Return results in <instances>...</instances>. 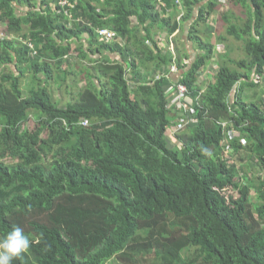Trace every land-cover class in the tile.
<instances>
[{
    "label": "trees",
    "instance_id": "trees-1",
    "mask_svg": "<svg viewBox=\"0 0 264 264\" xmlns=\"http://www.w3.org/2000/svg\"><path fill=\"white\" fill-rule=\"evenodd\" d=\"M69 1L0 0V238L18 226L32 241L12 264H264V84L253 90L264 79V0H232L245 16H218L244 59H227L225 36L212 35L224 55L200 36L219 0L159 10L158 0ZM194 15L200 52L188 65L169 46ZM66 79L68 97L55 96ZM178 84L190 116L167 97Z\"/></svg>",
    "mask_w": 264,
    "mask_h": 264
},
{
    "label": "rangeland",
    "instance_id": "rangeland-1",
    "mask_svg": "<svg viewBox=\"0 0 264 264\" xmlns=\"http://www.w3.org/2000/svg\"><path fill=\"white\" fill-rule=\"evenodd\" d=\"M219 2H220L219 8L216 10V12L212 16H210V18L208 19L207 23L205 25H203V26H205V31L201 35L204 38H207L210 41H214L216 43V51H219V49H220V54L221 55L222 54L224 55L227 52V48H226L225 45L223 46V44L221 42H216L215 37H213L212 35L213 34H220V35L225 36L228 39V43L230 44V46L234 47V49L232 51L227 52V54H226L227 59H228V56L230 58H235V59H244V58H246V53H245V51L243 49H241V47L243 45V41L236 40L231 35L229 36V34L227 33L228 24L223 22L222 20H220L218 18V16H220V15H222L224 13H227V14L232 13V14H234V17H237V18L243 17V16H245V11H244L245 9L241 5L235 4L232 0H219ZM154 3H155V6H156L157 10H159V7L161 6V3L159 1L158 2L154 1ZM168 12L170 14L172 12V10L169 9ZM162 14L165 15L166 13H164L162 11ZM181 15H183V13H180L179 18L181 17ZM240 20H241V18L237 20L238 24L243 23V21H240ZM232 21L235 22L236 19H232ZM1 31H4V30H1ZM180 35L181 34L178 33L177 36H176L178 38V41H175L174 44L172 45V46H174V48H176L178 46L179 47L180 46L181 47L184 46L183 42L180 41ZM19 37L22 38V39H23V37L25 39L29 38V37L23 36V34H21ZM76 45L77 44L73 43V47L76 46ZM221 55L220 56L219 55L216 56L217 60L226 59L225 57H223ZM71 59H74V58L71 57L70 60ZM227 59L225 61L228 62ZM72 62H74V60H72ZM234 68H236V67H234ZM22 69H23L25 74H28V69H27L26 65H23ZM74 76L77 77L78 80L81 79V75L77 71L74 72ZM213 77H214V75H211V77L209 79L212 80ZM209 79L206 78L204 80V79L200 78L199 79V85L200 86L204 85ZM24 81L25 82L28 81V77ZM256 81L260 82L261 81V77H256ZM68 82H69V79H66L65 84H63V86L61 87L60 90L58 89L57 86H55L54 95L57 96L58 93H61L62 98L66 99L68 97V94H67V92L65 91L64 88L66 87V83H68ZM263 84H264V79L262 81V84H261L260 88L259 89H253V90L261 92V90L263 88V86H262ZM170 103H171V101H170ZM186 113H188L189 116L191 115V112L187 111ZM180 121H182V118H180ZM194 122H195V120H193V119H189L188 121H186V123H188L187 126L190 125L191 123H194ZM34 124H35V122L32 119V120L26 122L24 124V126L26 128H32L34 126ZM24 126H23V128H24ZM174 130H176V127H174ZM171 144L172 145H177L178 142H174L173 141V143H171ZM244 157H245V154H244L243 151H241L239 154H234L232 165H237L238 167L241 166L242 165V158H244ZM239 176H240V178H242V177L244 178L245 177L243 172H241L239 174ZM226 193L228 194V193H230V191H227ZM115 262H116L115 260H112V261L107 262V264H116Z\"/></svg>",
    "mask_w": 264,
    "mask_h": 264
},
{
    "label": "crops",
    "instance_id": "crops-1",
    "mask_svg": "<svg viewBox=\"0 0 264 264\" xmlns=\"http://www.w3.org/2000/svg\"><path fill=\"white\" fill-rule=\"evenodd\" d=\"M184 12V11H183ZM178 19V17H177ZM180 25H179V29L172 35V38H171V41H170V46L169 48L170 49H175L174 46H172L174 44L175 41H178V38L176 37L178 33H180V41L183 42L184 46L183 47H179L180 48V55L181 57L183 58L184 60V63L185 64H188V65H192V63L194 62V60L196 59V57L198 56L200 50L198 49V46H197V43L196 41L194 40V38H190L189 37V32H190V29H191V25L194 23L195 21V15L192 17L191 20H188V21H184L182 22V20H180ZM204 25V24H203ZM201 25V27H205ZM202 34V33H201ZM200 34L201 37H203L202 35ZM167 35L165 34H158V36H156V38H154V40L157 42H159V44L162 46V43L163 42V46L162 47H165L167 45ZM175 38V40L173 39ZM203 39H207V38H204ZM161 41V42H160ZM210 41V40H209ZM147 44L149 46L152 47V45L150 44V41L147 40ZM188 55L187 57L185 55ZM109 55V54H108ZM107 55V56H108ZM112 55V54H111ZM109 55V56H111ZM115 57L114 55H112V58ZM88 60L85 61V63L87 62ZM15 62H17V60H15ZM13 69V66L11 67ZM214 69H216V62H215V59H212L211 61H209V63L202 69L201 71V77L203 75L206 74V76L203 78L204 80L206 78L209 77V74H212L214 72ZM170 71V70H169ZM168 71V72H169ZM151 74V70L149 72ZM18 74V72H17ZM183 73V70H181L179 67H178V70L176 72H170L168 73V76L170 77V79L172 81H176L178 76H181ZM156 76V74H155ZM27 76L25 77H22L21 78V81H24L26 79ZM157 77V76H156ZM82 83V82H81ZM151 84V83H150ZM57 86V85H56ZM175 85H171L170 87H168V89L166 90L167 92V97L170 99V95L171 93L175 90ZM172 89V90H170ZM189 101V104L191 105L190 103V98L187 99ZM170 101V100H169ZM192 106V105H191ZM181 106H179L180 108ZM177 131V130H175Z\"/></svg>",
    "mask_w": 264,
    "mask_h": 264
},
{
    "label": "clouds",
    "instance_id": "clouds-1",
    "mask_svg": "<svg viewBox=\"0 0 264 264\" xmlns=\"http://www.w3.org/2000/svg\"><path fill=\"white\" fill-rule=\"evenodd\" d=\"M0 36L2 37L3 34L0 33ZM10 38H13V36ZM18 39H21L23 42H25L24 39L20 37H18ZM29 45L32 48L34 47L32 41L29 43ZM31 54H34V52H31ZM205 76L206 74L202 77L200 75L199 79H203ZM202 150L206 155H211V153L206 148ZM31 243L32 241L30 240V237L25 234L21 227H13L11 231L0 238V264H12L14 259L21 257L23 253L29 250Z\"/></svg>",
    "mask_w": 264,
    "mask_h": 264
},
{
    "label": "built area",
    "instance_id": "built-area-1",
    "mask_svg": "<svg viewBox=\"0 0 264 264\" xmlns=\"http://www.w3.org/2000/svg\"><path fill=\"white\" fill-rule=\"evenodd\" d=\"M158 1L161 3V5H165V2L163 0H158ZM176 2L181 4L182 0H176ZM60 4L63 6L67 5V6L74 7V3L69 1V0H60ZM97 32L100 34V37H103L104 39H106L108 41L114 40V38H115L114 32L109 28H101ZM34 53H36V51H34ZM177 70H178V67L176 64L171 66V72H176ZM170 90H172V89H170ZM188 98H191V96L189 94V90H188L187 86L183 85V84L176 85L175 90L170 95V101L171 102H174L175 104L177 103L181 107H186L189 112H193L194 109L189 104V101L187 100ZM82 122L84 124L88 123L87 120H83ZM176 130H177V127H176ZM232 137H233V133L231 130L229 132V139ZM226 151L229 152L230 150L227 149ZM234 154H236V153H232V156H231L232 162H233Z\"/></svg>",
    "mask_w": 264,
    "mask_h": 264
}]
</instances>
